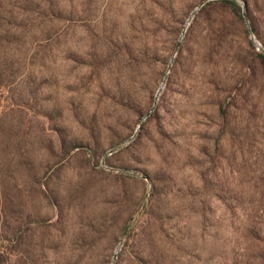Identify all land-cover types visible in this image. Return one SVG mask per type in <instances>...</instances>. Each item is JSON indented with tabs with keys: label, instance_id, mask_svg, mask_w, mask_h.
<instances>
[{
	"label": "rangeland",
	"instance_id": "1",
	"mask_svg": "<svg viewBox=\"0 0 264 264\" xmlns=\"http://www.w3.org/2000/svg\"><path fill=\"white\" fill-rule=\"evenodd\" d=\"M236 1L0 0V264H264V0Z\"/></svg>",
	"mask_w": 264,
	"mask_h": 264
},
{
	"label": "trees",
	"instance_id": "2",
	"mask_svg": "<svg viewBox=\"0 0 264 264\" xmlns=\"http://www.w3.org/2000/svg\"><path fill=\"white\" fill-rule=\"evenodd\" d=\"M223 3L228 4L238 16H242V8L236 0H222ZM215 2H210L213 5ZM262 63H264V54H260Z\"/></svg>",
	"mask_w": 264,
	"mask_h": 264
}]
</instances>
